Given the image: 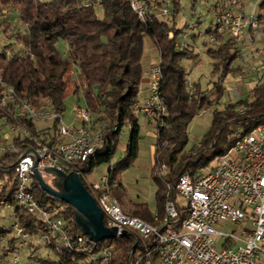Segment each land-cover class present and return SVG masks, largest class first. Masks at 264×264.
<instances>
[{
	"label": "trees",
	"instance_id": "1",
	"mask_svg": "<svg viewBox=\"0 0 264 264\" xmlns=\"http://www.w3.org/2000/svg\"><path fill=\"white\" fill-rule=\"evenodd\" d=\"M146 1L149 3L152 0ZM191 1L195 4L197 0ZM171 2L170 15L174 19L180 0ZM96 3L101 5L102 15L96 13ZM6 4L16 7L25 24L24 29L10 33L23 43V48L10 54L5 51L0 53V72L3 79L13 86L16 96L28 100L36 107L48 105L63 113L68 95L71 92L77 94L81 90L91 112L92 122L100 126L101 122L110 120L106 124L108 127H103L100 145L86 160L78 163L82 171L81 183L86 190H90V186L83 175L90 173L103 161L110 160L123 123H129L126 154L109 168L108 184L110 192L130 214L155 222L146 203L131 202L125 198L124 186L118 177V173L138 153L139 123L133 104L138 101L139 83L143 74L141 55L144 35H149L158 48L160 98L165 105V112L153 117L156 121V140L151 175L157 184L155 196L159 217L164 215L166 200L177 197L173 185L183 171L208 165L227 150L233 141L234 128L248 131L264 123L262 80L256 82L244 97L230 101L222 108H214L211 124L201 141L185 149L189 122L201 108L222 97L227 73L241 69L240 65L234 64L240 50L237 39L233 37H226L218 45L207 47L213 70L220 71L213 81L212 93L208 95L198 82L191 81V88L187 86V72L181 60L191 57L192 49L175 45L179 29L152 12L140 19L130 7L129 0H0V9ZM217 7L218 3L214 4V10ZM259 9L260 22L264 23V0L259 2ZM1 26L6 32L10 23L3 20ZM210 32H214V28ZM217 36L221 37V34ZM60 37L69 46L65 57L56 47ZM74 64L78 70L71 78L69 71ZM3 114L4 110L0 108V116ZM21 122L33 134H45L43 125L38 126L37 122L23 118ZM11 140L20 149L31 143L28 137L13 135ZM4 142L9 140L0 134V146ZM18 153L11 148L0 152V179L5 182L0 197L12 203L17 182L13 162ZM161 162L166 163V168L158 171ZM27 187L43 207L63 218V227L71 241V246L60 243L56 247L53 244L56 234L24 206L15 204L13 216L16 221L30 234H47L49 240L43 244L56 255L54 258L34 257L36 264H91L88 255L98 253L107 246L113 248L109 264H125L131 257L129 251L133 250L135 240L133 233L91 236L83 231L72 205L45 189L34 174L28 180ZM10 230V227L0 223V241ZM78 236L82 237L81 240H78ZM15 240V236L7 238L10 245L6 251L15 248Z\"/></svg>",
	"mask_w": 264,
	"mask_h": 264
},
{
	"label": "built area",
	"instance_id": "2",
	"mask_svg": "<svg viewBox=\"0 0 264 264\" xmlns=\"http://www.w3.org/2000/svg\"><path fill=\"white\" fill-rule=\"evenodd\" d=\"M260 1L251 0L246 5L244 0H221L215 10L214 32L210 41L218 45L226 37L245 43L260 40L258 54L261 60L250 64V69L264 75V29L259 18ZM129 4L140 19L150 12L165 16L172 11L171 0H152L149 3L146 0H129ZM7 10V7L0 9V25L6 18ZM175 45L180 47L181 43L176 42ZM3 51L10 54L6 47L0 53ZM159 61L148 71V96L143 102L133 104L135 112L142 111L148 117L165 112L160 98ZM187 86L191 88V82H187ZM0 108L4 110L0 116V134L9 140L1 144L0 152L5 148L19 151L13 162L17 173L12 194L14 202L0 197V210L9 208L13 215L15 204L24 206L56 234L53 241L56 247L60 243L71 246L63 227V218L38 202L27 187L28 180L32 174H38L50 187L60 190L54 187L60 173L66 178L81 177L78 163L94 153L102 141L103 130L94 128L87 106H75L74 119L79 123L67 124L63 113L52 107H36L28 100L17 97L13 86L3 79L1 72ZM22 118L45 122V134H33L21 122ZM13 135L28 137L31 143L20 149L10 141ZM232 139V144L214 158L213 164L187 169L178 176L173 188L178 194L185 195L187 201L168 198L162 217L158 216L156 209L152 212L155 222L123 209L109 189L111 166L98 179L89 181V195L104 225L114 230L116 236L124 234V231L135 235L134 248L129 251L131 257L125 264H255L260 255L264 256V123L248 131L236 127L232 130ZM165 168L166 163L161 162L158 171ZM4 183L0 179V190ZM13 229L17 252L10 262L36 264L19 262V251L30 237L37 236V240L44 243L49 240L48 235L30 234L17 221ZM81 238L78 236V240ZM112 253L113 248L107 246L98 253L89 254L87 259L91 264H109ZM0 264L8 262L0 260Z\"/></svg>",
	"mask_w": 264,
	"mask_h": 264
},
{
	"label": "rangeland",
	"instance_id": "3",
	"mask_svg": "<svg viewBox=\"0 0 264 264\" xmlns=\"http://www.w3.org/2000/svg\"><path fill=\"white\" fill-rule=\"evenodd\" d=\"M221 0H197L195 4L191 0H180L179 9L176 12L174 19H171V15L160 16L166 19L170 24H174L175 29H179L176 34V42L181 43V47L186 46L192 49L191 57H184L181 60L182 65L186 69V77L188 82H198L202 89L210 95L213 90V81L217 78L220 73L219 70H213L212 59L207 52V47L212 46L213 43L210 41V30L214 27L215 14L214 4H219ZM249 5V4H246ZM7 7V13L5 21L10 23L9 29L5 32L3 27L0 25V50L5 47L8 51L15 52L23 48V43L17 40L10 33L15 30H22L25 27L24 22L20 19L19 13L14 5H3ZM1 7V8H2ZM95 11L98 15H102L103 10L99 3L95 4ZM264 29V23H262ZM105 38V36H103ZM239 57L234 60V64L241 66L240 70H234L229 73V77L224 80V93L222 97L207 106L201 108L187 126V142L185 149H189L193 145H197L203 135L208 130L212 113L214 108H222L225 104L230 101H234L238 94L242 96L248 92L250 88L257 82V72L250 69V64L261 60L258 54V48L261 46V41L256 40L252 43H242L239 41ZM56 47L59 52L65 57L68 55V43L60 37L56 42ZM253 55V57L251 56ZM159 60L158 48L149 35L143 37V48L141 55V65L143 72L150 68L151 65L157 63ZM78 70L76 64L69 71L71 78L75 76V71ZM70 78V79H71ZM233 86V87H232ZM147 90L140 87L137 95L138 102H143V97L146 95ZM80 105L86 107L84 96L81 90L76 94L71 92L65 99V108L63 111V120L67 124H78L79 121L74 119V108ZM91 113V112H90ZM139 123V139H138V153L132 162L122 169L118 173V177L124 186L125 198L131 202H144L150 211H155L157 202L155 191L157 184L155 183L151 175V166L153 163V152L154 143L156 140V121L153 117H148L144 112H135ZM49 123L48 121H46ZM110 120L107 119L104 122L92 125L94 128L102 129L108 127L106 124ZM45 122L38 121L37 125L42 126ZM114 127V125H113ZM129 123L125 122L122 125V129L119 134L116 148L110 157L109 161H103L96 165L90 173H86L85 177L88 181L98 179L103 173H105L109 166H112L117 161L123 159L126 154L127 142L129 137ZM213 159L209 164H213ZM70 186V183H69ZM54 187L57 189L62 188L61 178L57 176L54 183ZM76 189V186H71ZM89 192V190H87ZM177 199L186 202L187 198L183 194H177ZM74 208V206L72 205ZM77 217L80 225L86 228L91 235H97V228L93 224V219L90 212L77 211ZM16 221L12 215L11 209L1 208L0 210V223L6 227H10L6 237L0 241V260L7 261L8 264H19L10 262L11 257L17 252L15 248L10 251L6 248L10 245L7 238L14 236L15 230L13 224ZM38 237L29 238L27 244L22 247L19 251V262L31 263L34 262V257H51L54 258L56 255L48 247L43 244V241L37 240ZM9 244V245H8ZM17 245V240L14 241ZM6 251L5 255H3ZM30 253L32 256H30ZM255 264H264V256L261 255Z\"/></svg>",
	"mask_w": 264,
	"mask_h": 264
},
{
	"label": "water",
	"instance_id": "4",
	"mask_svg": "<svg viewBox=\"0 0 264 264\" xmlns=\"http://www.w3.org/2000/svg\"><path fill=\"white\" fill-rule=\"evenodd\" d=\"M35 176L40 180L41 185L47 189L49 192L63 198L64 200L68 201L71 205L74 206V210L84 212L86 209V212H90L93 224L97 228V235H91L90 232L84 227H82L83 231H86L91 236H108V235H114V230L110 229L109 227H106L103 223L102 217L100 216L97 206L95 205L93 199L90 197L89 192L83 187L81 183L80 177L76 176L75 178H66L63 176V174L60 173L62 188L60 190H55L52 187H50L48 184H46L38 174H35ZM70 183V186H69ZM76 186V189H73L71 186ZM88 198H91V202ZM78 218V217H77ZM79 220V219H78ZM126 233V231H124Z\"/></svg>",
	"mask_w": 264,
	"mask_h": 264
},
{
	"label": "crops",
	"instance_id": "5",
	"mask_svg": "<svg viewBox=\"0 0 264 264\" xmlns=\"http://www.w3.org/2000/svg\"><path fill=\"white\" fill-rule=\"evenodd\" d=\"M250 1H251V0H244V2H245L246 4L250 3ZM237 41H238V43H239L240 40H237ZM242 43L244 44V42H242ZM247 44H248V43H247ZM256 48L259 49V47H256ZM251 56L253 57L252 54H251ZM237 57H239V54H238ZM148 71H149V69H147L145 72H143L142 77H141V79H140V87H143L144 89L147 90L146 95L143 97L144 100H145V98L148 96V93H149V77H148ZM228 77H229V79H231L230 76H229V73H227L225 79H227ZM256 77H257V78H256V81H257V82L264 80V75H260L259 73H257V76H256ZM232 87H233V86H232ZM246 93H247V92H246ZM246 93H244V95H246ZM238 95H239V96H237L236 99H234V101L237 100L238 98L244 97V95H243V96H242L241 94H238ZM232 101H233V100H232ZM94 180H95V179H94ZM260 256H261V255H260ZM260 256H259V257H260ZM259 257H258V258H259Z\"/></svg>",
	"mask_w": 264,
	"mask_h": 264
}]
</instances>
